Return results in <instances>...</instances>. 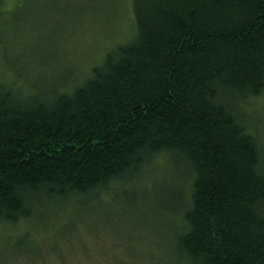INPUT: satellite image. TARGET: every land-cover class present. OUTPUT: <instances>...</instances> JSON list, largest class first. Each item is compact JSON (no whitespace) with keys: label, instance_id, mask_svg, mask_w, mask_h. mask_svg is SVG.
Here are the masks:
<instances>
[{"label":"trees","instance_id":"trees-1","mask_svg":"<svg viewBox=\"0 0 264 264\" xmlns=\"http://www.w3.org/2000/svg\"><path fill=\"white\" fill-rule=\"evenodd\" d=\"M129 2L134 34L87 74L48 84L0 40L14 74L0 72V226L66 222L121 192L170 218L174 264H264V146L244 112L264 96V0ZM139 181L155 191L126 189Z\"/></svg>","mask_w":264,"mask_h":264},{"label":"rangeland","instance_id":"rangeland-1","mask_svg":"<svg viewBox=\"0 0 264 264\" xmlns=\"http://www.w3.org/2000/svg\"><path fill=\"white\" fill-rule=\"evenodd\" d=\"M15 2L6 0L3 6L8 12L0 19V40L5 42L9 58L18 59L31 76L39 74L48 84L63 69L87 74L101 61L105 50L134 34L129 0L123 4L119 0H95L96 8L85 9L75 0H18L14 7ZM4 22L13 27L5 30ZM0 72L9 81L14 77L1 58ZM244 112L264 146V96ZM165 161L159 159L155 163H160L158 172L150 175L160 190L174 175ZM126 189L138 196L155 191L144 181ZM118 194V198L90 203L89 212L75 209L76 218L66 222H53L49 216L42 224L0 226V264H174L175 256L166 243L169 231L160 227L170 218L159 221L150 210V202L130 205L121 192ZM42 228L47 230L45 234L38 231ZM28 236L32 244L23 249L19 245Z\"/></svg>","mask_w":264,"mask_h":264}]
</instances>
